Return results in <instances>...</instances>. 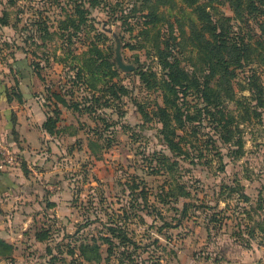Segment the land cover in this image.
Returning a JSON list of instances; mask_svg holds the SVG:
<instances>
[{"label":"rangeland","instance_id":"rangeland-1","mask_svg":"<svg viewBox=\"0 0 264 264\" xmlns=\"http://www.w3.org/2000/svg\"><path fill=\"white\" fill-rule=\"evenodd\" d=\"M262 2L0 0V62L38 65L51 128L17 152L0 264H264Z\"/></svg>","mask_w":264,"mask_h":264},{"label":"crops","instance_id":"crops-1","mask_svg":"<svg viewBox=\"0 0 264 264\" xmlns=\"http://www.w3.org/2000/svg\"><path fill=\"white\" fill-rule=\"evenodd\" d=\"M39 88L41 81L29 59L18 58L10 65L0 62V146L19 152L22 158L40 151L49 138L43 128L47 110L37 94ZM2 172L7 177L0 175V200L11 195L16 203L11 206L18 208L15 199H24L25 194L16 191H24L29 177L17 166Z\"/></svg>","mask_w":264,"mask_h":264},{"label":"trees","instance_id":"trees-1","mask_svg":"<svg viewBox=\"0 0 264 264\" xmlns=\"http://www.w3.org/2000/svg\"><path fill=\"white\" fill-rule=\"evenodd\" d=\"M261 4H264V2H262ZM251 6H253V8L254 9H258V7L255 5V2L254 1H251ZM82 15V14H81ZM261 15H264V13H261ZM264 24V22L262 23V25ZM263 27V26H262ZM264 28V27H263ZM224 43V42H223ZM223 43H220L219 45H217L216 46V49L218 50V52H217V56H220V47H222L223 46ZM245 46V45H244ZM243 46V47H244ZM235 49H239V45L238 44H236L235 46ZM220 60H222V59H220ZM167 64H169V63H167ZM225 64V63H224ZM169 65H171V64H169ZM37 67H38V65H36ZM36 66H33L32 65V67H33V70L36 72L37 71V68H36ZM172 66V65H171ZM172 67H174V66H172ZM39 68V67H38ZM224 71H222V74H224V72H226L227 70H228V65H226V69H223ZM174 74H175V72L173 71L172 73H170L169 74V80H171L173 77H174V80L176 81V82H178V79L174 76ZM232 76H233V74H232ZM231 78V77H230ZM172 81V80H171ZM230 83V80L228 81V84ZM121 91L123 92V93H128V90L125 88V87H121ZM260 91V90H259ZM258 93H260V92H258ZM116 95V94H115ZM204 98L208 101V102H211V100H212V98H211V96H209L208 94H204ZM221 98V96L220 95H218L217 97H216V99H220ZM259 101H261V103L260 104H262V97H259ZM162 111L163 112H165V110L164 109H162ZM207 115H209L211 118H213V117H215V113L214 112H212V110L211 109H208L207 110ZM193 118L188 114L187 115V120H192ZM178 121H179V126H180V128L182 129V130H185V132H187V134H188V129H187V127H186V120H184L183 118H182V116L180 115V116H178ZM165 127H166V125H165ZM43 128L49 133L50 131H51V128H50V126H49V118L46 120V122L44 123V126H43ZM222 128H223V134H224V136L227 134V132L229 131V129L227 128V127H224V126H222ZM190 132V131H189ZM180 139H181V137H180ZM168 142H169V145H170V147H171V149L173 150V151H179V150H182V148H181V146H180V141H175V140H171V139H169V137H167V139H166ZM0 175L1 176H4V177H7V174H5V173H3L2 171L0 172ZM10 181H12L11 179H9ZM114 231H121L122 229L121 228H118V229H113ZM118 238H120L122 241H127L128 240V238H127V236L124 234V235H120ZM0 244H3V245H5V246H8V244L6 243V242H4V241H1L0 240ZM111 251V250H110Z\"/></svg>","mask_w":264,"mask_h":264},{"label":"built area","instance_id":"built-area-1","mask_svg":"<svg viewBox=\"0 0 264 264\" xmlns=\"http://www.w3.org/2000/svg\"><path fill=\"white\" fill-rule=\"evenodd\" d=\"M20 164V159L9 147L0 146V170L15 167Z\"/></svg>","mask_w":264,"mask_h":264},{"label":"water","instance_id":"water-1","mask_svg":"<svg viewBox=\"0 0 264 264\" xmlns=\"http://www.w3.org/2000/svg\"><path fill=\"white\" fill-rule=\"evenodd\" d=\"M117 62H118L119 67L122 69H125L127 71L133 69V66L124 64L120 47L117 49Z\"/></svg>","mask_w":264,"mask_h":264}]
</instances>
